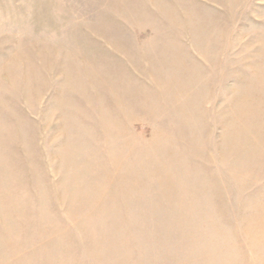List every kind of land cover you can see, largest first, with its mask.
<instances>
[{
  "label": "rangeland",
  "instance_id": "obj_1",
  "mask_svg": "<svg viewBox=\"0 0 264 264\" xmlns=\"http://www.w3.org/2000/svg\"><path fill=\"white\" fill-rule=\"evenodd\" d=\"M0 264H264V0H0Z\"/></svg>",
  "mask_w": 264,
  "mask_h": 264
}]
</instances>
